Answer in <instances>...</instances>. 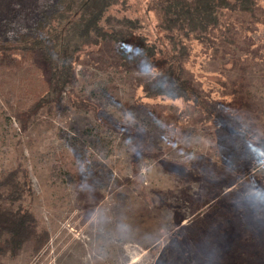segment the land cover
Instances as JSON below:
<instances>
[{
    "label": "rangeland",
    "instance_id": "rangeland-1",
    "mask_svg": "<svg viewBox=\"0 0 264 264\" xmlns=\"http://www.w3.org/2000/svg\"><path fill=\"white\" fill-rule=\"evenodd\" d=\"M254 1L197 39L175 35L197 102L149 98L142 80L161 68L101 61L98 49L37 108L45 67L7 25L34 23L51 0H0L11 49L0 57V173L26 178L15 206L41 233L0 264H264V0ZM158 8L117 0L103 26L124 28L127 16L167 46Z\"/></svg>",
    "mask_w": 264,
    "mask_h": 264
},
{
    "label": "trees",
    "instance_id": "trees-1",
    "mask_svg": "<svg viewBox=\"0 0 264 264\" xmlns=\"http://www.w3.org/2000/svg\"><path fill=\"white\" fill-rule=\"evenodd\" d=\"M116 1L62 0L60 4L51 0L43 9H36L34 23H27L28 18L18 17L7 25L8 30L13 29L15 34L20 35L21 41H30L21 52H30L31 57L40 60L45 67L47 89L42 93V101L35 103L37 108L48 99L59 98L75 81V67L80 56L98 49L101 61L111 54L130 67H150L155 71L161 68L159 74L142 80L143 92L149 98L182 97L197 102L199 92L186 77L187 71L182 62L187 46L178 43L175 35L181 34L189 39L192 34L197 39L198 33L221 25L224 10L252 13L255 7L254 0H156L160 16L158 25L168 32L164 38L169 43L164 46V43L159 45V39L152 40L139 32V20L127 16L122 18L124 28L107 33L103 26L104 14ZM48 9L55 11L49 14L46 12ZM34 24L37 26L34 27ZM4 33L10 36L8 31ZM102 43L104 49L101 50ZM10 50L1 44L0 57L7 59ZM10 93L15 94L13 91ZM106 119L108 126L117 123L111 118ZM7 170L0 173V199L7 200L0 204V255L10 257L19 252L26 237L41 238V233L28 209L15 206L14 201L20 198L26 186V178L17 179L13 172L4 175L11 168Z\"/></svg>",
    "mask_w": 264,
    "mask_h": 264
},
{
    "label": "clouds",
    "instance_id": "clouds-1",
    "mask_svg": "<svg viewBox=\"0 0 264 264\" xmlns=\"http://www.w3.org/2000/svg\"><path fill=\"white\" fill-rule=\"evenodd\" d=\"M248 180L250 183H255V177H253V176H249Z\"/></svg>",
    "mask_w": 264,
    "mask_h": 264
}]
</instances>
